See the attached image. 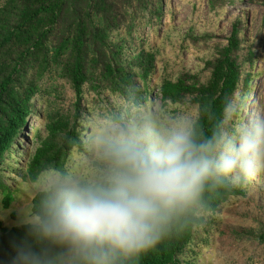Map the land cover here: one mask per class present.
Here are the masks:
<instances>
[{
	"label": "trees",
	"instance_id": "1",
	"mask_svg": "<svg viewBox=\"0 0 264 264\" xmlns=\"http://www.w3.org/2000/svg\"><path fill=\"white\" fill-rule=\"evenodd\" d=\"M210 2L215 7L221 0ZM168 10L167 0H0V193L5 208L18 198L14 199L4 179L5 172L14 175L17 169H10L8 160L38 112L36 100L43 106L44 132L35 134L38 146L15 178L30 184L37 183L41 174H69L74 159L90 152L87 139L95 128L87 134L86 121L93 113L103 111V117L127 126L149 111L150 81L162 58L155 41L139 43L135 33L140 27L158 31ZM244 27L238 19L227 44L216 46L215 55L199 74L177 75L164 65L163 105L196 110L192 126L201 136H210L219 125L233 128L239 121L237 95L250 92L261 52L260 39L245 40ZM208 40L190 37L199 50L208 48ZM126 103L129 106L123 111ZM245 194V190L209 194L202 214L173 231L139 264H188L210 244L223 206ZM39 198L40 191L32 203ZM243 234L264 246L263 221ZM25 244L36 246L26 225L5 228L0 224V264H12L17 248Z\"/></svg>",
	"mask_w": 264,
	"mask_h": 264
},
{
	"label": "clouds",
	"instance_id": "2",
	"mask_svg": "<svg viewBox=\"0 0 264 264\" xmlns=\"http://www.w3.org/2000/svg\"><path fill=\"white\" fill-rule=\"evenodd\" d=\"M92 144L98 165L87 177L41 174L38 202L20 214L36 246L18 247L12 264H139L200 216L209 194L264 174V114L207 137L148 118Z\"/></svg>",
	"mask_w": 264,
	"mask_h": 264
},
{
	"label": "rangeland",
	"instance_id": "3",
	"mask_svg": "<svg viewBox=\"0 0 264 264\" xmlns=\"http://www.w3.org/2000/svg\"><path fill=\"white\" fill-rule=\"evenodd\" d=\"M167 4L169 16L162 20L158 31L140 27L135 33L139 43L143 40H149L150 44L155 41V50L159 52L162 60L158 63L150 81L153 101L148 107L149 111L144 113V116L133 118L127 126L148 118H154L164 126L177 122L193 125L197 118L196 110L188 106L165 107L163 105L160 84L164 75V65L168 64V67L173 68L177 75L182 71L194 74L203 72L206 62L215 55L216 46L227 44L238 19H242L245 25L243 33L245 40L260 39L261 52L250 92L247 96H244L242 91L237 95L236 103H240V115L236 126L264 114V0H221L219 6L216 4L215 7L210 0H167ZM191 36L209 38L208 48L199 50L194 47L190 41ZM147 49H149L148 46ZM208 76V73L204 74V81ZM139 85L142 88V85ZM68 93L73 96L71 89ZM36 106L38 112L30 119L26 137H20L19 147L8 160L10 169L15 167L17 169L14 175L11 172H5L4 179L13 190L14 199L15 196L18 198L9 208H5L2 202L3 195L0 193V224L5 228L24 226L21 223V209L24 204H31L39 191L38 183L22 182L21 177L15 179L19 170L25 168L28 157L38 146L39 139L35 134L44 132L41 121L43 106L39 100H36ZM128 106L129 104H124L122 110L125 111ZM131 112H136V109L131 108ZM93 114L86 121V125L90 127L87 134L95 128L91 137L88 138L85 135V138H88L90 152L74 159L70 168L71 174L87 177L98 165L92 144L93 139L110 127L122 126L111 122V117H103V111ZM102 123L105 125L101 128ZM245 193V196L232 198L223 206L210 236V244L204 246L198 256L188 259V264H264V246L258 245L257 239L254 240L253 236L243 234V232L256 230L257 223L264 222V174L253 179L245 189Z\"/></svg>",
	"mask_w": 264,
	"mask_h": 264
}]
</instances>
